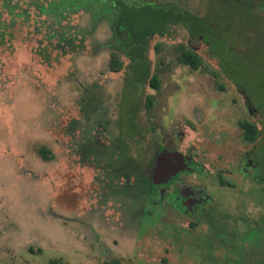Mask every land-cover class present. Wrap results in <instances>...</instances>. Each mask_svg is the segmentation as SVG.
I'll return each mask as SVG.
<instances>
[{
	"label": "rangeland",
	"instance_id": "obj_1",
	"mask_svg": "<svg viewBox=\"0 0 264 264\" xmlns=\"http://www.w3.org/2000/svg\"><path fill=\"white\" fill-rule=\"evenodd\" d=\"M125 1L133 6L130 15L141 11L142 20L147 15V23L162 27L157 12H167L169 4L203 16L222 0ZM254 9L250 13L264 18V0ZM125 11L111 0H0V264H48L56 258L68 264H230L223 249L228 245L207 223L197 225L176 211H164L158 219L155 211L145 213L151 210L146 183L153 160L171 141L180 148L182 143L196 146L206 174H186V182L211 192L214 203L206 211H217V227L242 232L250 221L264 228L261 184L239 178L234 185L220 184L228 176L227 163L237 164L249 146L237 136L222 148L205 127L210 120L220 139L222 129L215 122L235 130L236 120L251 118L236 80L260 109L257 122L264 129L263 22L246 33L244 13H231L236 23L229 33L206 30L213 49L184 26L166 23L168 33L148 40V69L137 89L126 56L119 71L108 66L115 38L124 32L120 16ZM70 24L76 33H60L62 28L69 33ZM186 49L200 57L198 69L181 61ZM152 75L157 89L149 82ZM146 96L153 100L148 110ZM214 100L218 118L210 111ZM178 106L181 117L189 120L192 107L193 117L202 122L192 134L186 128L183 142L170 134ZM248 236L264 241L259 230ZM256 248L255 255L251 249L237 264L257 259L263 264L264 246ZM211 251L213 259L205 258Z\"/></svg>",
	"mask_w": 264,
	"mask_h": 264
},
{
	"label": "flooded vegetation",
	"instance_id": "obj_2",
	"mask_svg": "<svg viewBox=\"0 0 264 264\" xmlns=\"http://www.w3.org/2000/svg\"><path fill=\"white\" fill-rule=\"evenodd\" d=\"M191 35V34H190ZM194 36V35H191ZM200 39V38H199ZM193 51V49H190ZM194 52V51H193ZM200 66V65H199ZM198 66V67H199ZM145 69H142L141 67H137L143 72H146L148 69V65H144ZM198 67L193 69H198ZM138 76V75H137ZM156 76V75H152ZM157 77V76H156ZM136 88L139 89L142 83V81H136ZM153 88H158L159 82L157 78L156 85H151ZM223 87L222 85H220ZM237 89L236 92L240 95V99H242V104L245 110L247 111V114L249 115V118H243L236 120V129L233 130L231 124L227 122H217L214 123V125H218L222 129V138L218 139L215 136L214 130H212L211 125H209L210 120L206 119L205 127L208 129L210 136L213 137V140L215 143H220V146L223 148L222 144L227 142L230 143L229 139L231 137V140L236 139L237 136H239V141L243 144L248 145L249 147L245 150H243L241 155L237 156V164H234L233 167H230L232 162H228V176L226 177V180L220 181V184H226V185H234L236 183L237 178L240 179V182L243 180H249L251 183H255L256 185L261 184V187L264 188V165L263 160L260 158V151L262 148V143H259L260 136L263 134L262 131L264 130L260 122H257L258 119V113L260 112V109L257 107L254 102H252L251 98L246 95V91L243 90L240 86H235ZM210 101H213L211 99ZM233 103H236V98H233ZM215 108L212 107L210 111L212 113H215V116L218 118V111H219V105L214 100ZM153 100L151 96H146L145 100V107L147 110L152 107ZM180 104V102H179ZM183 104H186L185 100L183 101ZM180 105V106H182ZM178 106V109L180 111H176L173 113L174 115V121L173 122V132H170V134H178L180 138H178L175 135H172V137L177 141L183 142L184 137L187 135L185 132L186 128L189 129L190 134L195 132L198 129V127L202 124L200 118H194L192 113L193 109L191 107V110L189 112L190 119H186L184 117H181V107ZM175 110L176 107L174 106ZM208 111V110H207ZM263 111V110H262ZM171 115V116H173ZM207 117H210V114L207 115ZM197 123H196V121ZM169 120L165 119V116L162 118V122L164 124L169 125ZM172 124V123H171ZM187 124V125H186ZM253 124L256 126V128L260 131V135L255 140H251L249 138V135L246 134V128L248 125ZM263 129V130H262ZM190 134H188L190 136ZM174 141H171L170 147L166 149H159V154L157 152L156 157L153 160L152 164V170L151 175L146 183V188L149 190L148 194H152L155 192L156 194L153 197H149L147 194V202L150 203V208H148L150 211H145V213L149 216H152L153 212L155 213L156 218L158 219L162 212L167 211H176L177 213H182L184 215H187L189 217H193V219L196 221L197 225L198 222H206V218H208L210 215L213 214V211H206L210 208V205L214 203V197L204 186H202L199 183H187L186 182V174H202L204 173V165L201 163V161L198 160L196 151V146L194 144L185 145V143H182L180 148L176 145ZM160 147V145H159ZM234 146L230 147V151L234 150ZM196 164V166H193V164ZM196 169V170H195ZM206 174V173H204ZM217 176L220 175L219 179L221 178V173H216ZM231 177L235 179L232 180ZM141 207L142 205H138ZM153 211V212H151ZM140 212V211H139ZM210 228V227H209ZM220 242V241H219ZM222 245H225L227 243H221ZM228 245V244H227ZM245 245V244H244ZM249 248V247H248ZM247 246L246 249L243 247L242 252L240 253L235 245H228V247L223 246V249H225L226 255H225V261L229 260H237L239 261L240 258L242 260H245L246 257H248L247 253ZM237 251V252H236ZM230 255L235 256V259H229ZM226 256L228 259H226Z\"/></svg>",
	"mask_w": 264,
	"mask_h": 264
},
{
	"label": "trees",
	"instance_id": "obj_3",
	"mask_svg": "<svg viewBox=\"0 0 264 264\" xmlns=\"http://www.w3.org/2000/svg\"><path fill=\"white\" fill-rule=\"evenodd\" d=\"M111 1L115 5H118V7H124L126 11L122 13V15L120 16L122 21L120 25L121 26L120 29L124 30V32L120 36L117 35V37L115 38V40H117L116 42L117 48L110 51V59L108 65L109 70L111 72H117L120 69H122L123 61L121 59V56H126L130 61V69L132 74L133 73L136 74V79H137L136 81L144 80V75L146 72L141 71L137 67H141L142 69H145L144 65H147V61L145 60L144 56L147 51V44L149 38L154 35H163L165 33H168L170 30V27L166 25V23L168 22H173L176 25L180 24L184 26L188 30L189 34L194 35L200 39H203L210 46L211 49H213L214 44L212 41H209L208 38H205L206 30L210 29L213 30L214 32H218L222 34L229 33L231 26L236 23L234 18H232L231 13H234L236 11L244 13V15H241L240 17H242V20L246 22L243 25L244 26L243 30L246 33L250 31V28L252 27L259 28L261 27L260 24L262 22H263L262 25L264 24V18L258 16L257 12L250 13L252 11H256L254 7L260 5L262 3V0H222L221 3L218 5V7L211 6L209 10H207L206 14L203 16H194L188 11L179 8V6L171 5V4L167 5V8L169 9L167 12L164 11L163 14H160L161 11L157 12L151 6V4H149L147 7H150L152 11L157 12L159 17L161 18V22L164 23L162 27H160L159 25L155 27L154 24L147 23V17H148L147 15L145 17L146 19L142 20L139 17V15L142 16L141 11H138V13L131 12L132 15H130L128 9L133 6L126 5L125 0H111ZM213 8L215 11L213 10ZM260 8H258V10ZM40 14L37 13V11H34L35 16L36 15L40 16ZM74 26H71L70 24V28L72 29L69 33L65 31L66 30L65 28L59 29V31L60 33H66V35L68 36V34L76 33L73 31ZM125 30H127L128 32H126ZM120 37H122V39H119ZM221 42L223 43V41ZM217 58L221 62L220 66L223 70V73L226 74V71H224L223 68L225 64L223 63L221 58H219L218 56ZM180 59L184 64H188L192 68L198 67L201 63L200 57L195 52L189 49L182 51L180 55ZM233 81L237 85L238 84L240 85L238 81L236 80ZM149 82L151 85H156L157 77L156 76L151 77ZM64 132H66L67 134V131ZM246 134H248L249 138L253 141L256 138H258V136L260 135V131L256 128L255 125L250 124L246 128ZM261 191L264 192V188L261 187ZM216 212L217 211H213V214L210 215L208 218H206V222L213 231H216V234L214 235L218 236L217 239L218 241H220V243H227L230 246L233 244L236 246V249H238L239 252H242L243 247H245L246 249L247 246V248L249 247L247 249L248 254L250 253V250L252 248L257 249L256 247L262 248V246H264L263 245L264 241L260 240L259 241L260 243H257L255 240H251L248 236L251 230L255 229V230H259L261 236L264 237V228L263 226H261V224L256 223V225H252L250 224L249 221L247 227L242 229V232H240L238 228L235 227L219 228L215 225ZM240 218H242L245 221H248L246 217H240ZM213 227H217L219 228V230L217 231ZM253 249L251 251V254L255 255L257 250H253ZM210 256L213 259L212 251L210 254H206L205 258H210ZM228 258L226 256V259ZM241 260L242 258H240L239 261L227 260L226 262H229L230 264H237L238 262L240 263ZM252 261H254V263L255 262L259 263L260 260L257 259ZM9 264H16V263H9ZM48 264H68V263L63 262L62 260L56 258V259H51L48 262ZM102 264H119V261L118 260L105 261Z\"/></svg>",
	"mask_w": 264,
	"mask_h": 264
}]
</instances>
